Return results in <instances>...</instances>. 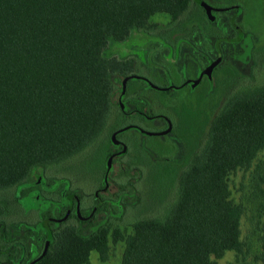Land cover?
I'll use <instances>...</instances> for the list:
<instances>
[{"label": "trees", "instance_id": "obj_1", "mask_svg": "<svg viewBox=\"0 0 264 264\" xmlns=\"http://www.w3.org/2000/svg\"><path fill=\"white\" fill-rule=\"evenodd\" d=\"M194 5L201 9L203 1L0 0V192L27 184L34 169L72 165L96 143L109 130L112 116L124 115L123 106L113 103L118 83L126 82L124 98L130 100L133 80L141 79L142 62L135 56H106L108 46L137 33L154 37L156 18L164 15L176 23ZM181 105L171 111L160 106L166 117L157 111L160 107L145 113L149 119L170 121L186 153L181 165L166 162L178 190L164 216L133 219L128 232L105 222L91 229L105 209L97 190L89 216L68 214L53 220L54 225L43 220L42 251L27 264H90L94 252L106 261L110 240L123 244L120 264H218L227 252L244 254V207L231 198L228 179L249 168L264 150V83L231 96L207 126ZM138 112L135 124L113 133L142 131L137 127L142 109ZM68 197L71 209L77 208L80 193ZM16 205L13 200L0 205V256L9 264L13 249L23 252L8 242L13 223L6 220L18 213L21 206ZM255 235L259 252L253 264H264V219Z\"/></svg>", "mask_w": 264, "mask_h": 264}, {"label": "rangeland", "instance_id": "obj_2", "mask_svg": "<svg viewBox=\"0 0 264 264\" xmlns=\"http://www.w3.org/2000/svg\"><path fill=\"white\" fill-rule=\"evenodd\" d=\"M202 1L211 8L209 16L203 5L201 9L194 5L187 16L176 23L161 15L154 20L158 25L154 37L143 33L133 34L123 43L110 44L104 54L121 58L137 57L142 62L138 75L149 76L161 86H167L172 77L169 68H161L159 64L170 63L175 66L180 74L181 85L170 96L162 98L160 95L164 93L146 90L143 83L135 80L129 91L134 92V99L147 95L145 100L149 103L154 101L153 109L168 102L171 104L168 110L171 111L180 108L183 102L207 126L231 96L264 83V0ZM193 14L198 16L194 17L195 21L189 20ZM187 19L190 23L181 29L180 24ZM216 37L224 39L218 40ZM210 61L218 63L204 74L211 65ZM125 86L124 81H120L113 95V103L123 106L124 115L141 107L139 101H127L124 98ZM160 109L157 111L166 117L167 110ZM124 115L115 113L109 122V130L75 158L72 165L63 163L43 170L34 169L27 184L0 192V205L13 200L17 202L16 206H21L20 209L16 208L18 213L13 211L6 220L13 223L9 231V244L23 251H11L12 256L15 254L11 264L20 261L18 264H27L40 255L46 237V232L41 230L42 222L49 219L54 225L53 220L67 214L68 195L80 193L78 211L82 214L94 205V193L102 188L101 179L104 177V168L100 172L102 157H105L107 165L110 150H114L112 143L108 144L113 131L124 124L134 123L133 119L137 120L135 114L129 118ZM163 120L144 122L140 119L137 127L145 133H161L169 128H166ZM144 134L134 128L118 134L117 139L126 144L127 152L110 160V183L107 191L100 194L105 209L91 229L105 222L112 228L128 232L133 219L161 218L165 214V205L173 202L178 187L173 181L174 170L166 162L177 166L183 164L185 149L172 128L164 135ZM228 184L233 201L244 207L241 220L244 254L227 252L216 261L218 264H253L254 255L259 252L255 233L259 222L264 219V197L260 191L264 190V150L249 168L231 174ZM74 213L75 209L72 210ZM17 218L18 221L23 218L28 220L15 224ZM109 248L106 261H102L94 252L90 264H120L123 244H114L110 240ZM0 261V264H9L5 256H0Z\"/></svg>", "mask_w": 264, "mask_h": 264}, {"label": "flooded vegetation", "instance_id": "obj_3", "mask_svg": "<svg viewBox=\"0 0 264 264\" xmlns=\"http://www.w3.org/2000/svg\"><path fill=\"white\" fill-rule=\"evenodd\" d=\"M211 63H213V61H210V64ZM147 67V66H146ZM159 67H161V68H169V69H171V71H169V74H170V77H172V81H170L169 83H168V85L167 86H161V85H159V84H157V83H155L154 81H152L151 79H150V77L149 76H141L140 75V77H141V79H139L137 82H141V83H143L144 85H145V87H146V90H151V91H154V93L156 92V91H159V92H161V93H164V95H160V97H162V98H166L168 95L170 96V94H171V92L172 91H176V90H178L179 88H180V85H181V81H180V74H179V72L177 71V69L175 68V66H173L172 64H170V63H168V65H166V64H159ZM179 83L178 85H176L175 83ZM137 84V83H136ZM171 88V90L170 91H166L168 88ZM148 88V89H147ZM166 89V90H165ZM161 90H164V91H161ZM123 95H124V93H123ZM148 96L147 95H145V97L144 98H139V99H134V97L132 98V99H130V100H127V101H132V102H136V101H139L140 103L139 104H141V107L140 108H136V110H135V112H133V113H127L128 115H132V114H135V115H138L139 114V112H138V110H141L142 109V112H143V110H150L151 108H154L155 107V105H154V101L152 100V103H149L147 100H145L146 98H147ZM138 98V97H137ZM150 104V105H149ZM169 105H171V104H169L168 102H166V103H164V104H162L161 106L162 107H164V108H166V109H168L169 108ZM149 106V107H148ZM134 115V116H135ZM141 115H142V121H147V120H153L154 121V119H149V118H147L146 116H145V112H143V113H141ZM162 119V118H161ZM164 119V118H163ZM164 122H165V124H166V128H168L169 126H171V128H172V130H173V126H172V123L170 122V121H168V120H166V118L163 120ZM140 128V127H139ZM136 130H138V129H136ZM141 130H142V128H141ZM139 131V130H138ZM139 132H141L142 134H144V130H142V131H139ZM154 133H159V131H154ZM145 135V134H144ZM113 136H115V139H113ZM117 137H118V135H116V134H113L112 135V137H111V143H112V145H113V147H114V150H110V156H109V160H107V165H106V171H107V174L105 175V177H104V186L102 187L103 189H98V190H100V193H99V195L101 194V193H104L105 191H107V188H108V186H109V183H110V181H109V177H110V167H111V163H110V160L111 159H115V157H117L118 155H120V154H124V150H125V147H126V144L124 143V142H122V141H119L118 139H117ZM115 147H117L116 148V150H115ZM120 149V150H119ZM122 152V153H121ZM101 190H103V191H101ZM67 202H68V204H69V207H68V211H67V214L66 215H68V214H72V210H74L75 209V213H79V216H80V214H81V216H89L90 214H92V211H93V208H94V205H95V203H94V205L90 208V210L89 211H85V213L84 214H82V213H80L79 211H78V208H79V205H80V203H79V205H78V207L76 208H74V209H71V205H70V199H69V197H68V200H67ZM94 202H95V199H94ZM65 215V216H66ZM80 216V217H81ZM58 219H60V218H58ZM56 220V219H55ZM56 223V222H55Z\"/></svg>", "mask_w": 264, "mask_h": 264}, {"label": "water", "instance_id": "obj_4", "mask_svg": "<svg viewBox=\"0 0 264 264\" xmlns=\"http://www.w3.org/2000/svg\"><path fill=\"white\" fill-rule=\"evenodd\" d=\"M203 6L206 9L207 15L209 16L211 8L205 4H203ZM217 63H218V61L211 63V65L204 71V74L209 73L213 69V67L217 65ZM125 83L126 82H124V85H125ZM170 130H171V126H169V128L166 131H163L161 133H150V132H147V133L144 132V133L147 135H164V134L168 133ZM113 139H115V136H113Z\"/></svg>", "mask_w": 264, "mask_h": 264}]
</instances>
